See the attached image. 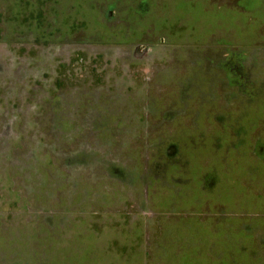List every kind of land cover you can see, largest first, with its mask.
<instances>
[{"label":"rangeland","instance_id":"rangeland-1","mask_svg":"<svg viewBox=\"0 0 264 264\" xmlns=\"http://www.w3.org/2000/svg\"><path fill=\"white\" fill-rule=\"evenodd\" d=\"M0 264H264V0H0Z\"/></svg>","mask_w":264,"mask_h":264}]
</instances>
